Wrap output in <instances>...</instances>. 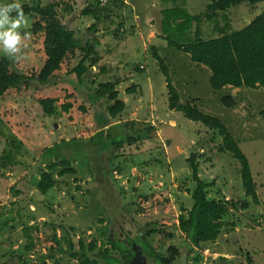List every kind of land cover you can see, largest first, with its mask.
Returning a JSON list of instances; mask_svg holds the SVG:
<instances>
[{"label": "rangeland", "instance_id": "rangeland-1", "mask_svg": "<svg viewBox=\"0 0 264 264\" xmlns=\"http://www.w3.org/2000/svg\"><path fill=\"white\" fill-rule=\"evenodd\" d=\"M50 2L58 4L60 20L77 39L95 44L99 62L85 85L71 72L79 61L77 52L48 85L29 80L0 95V156L10 148L20 149L15 152L17 165L0 169V264H79L71 254L94 260L99 250L110 247L109 238L122 234L143 235L165 258L172 247L179 248L173 264H264V88L215 91L209 68L160 39L168 22L164 10L179 6L199 15L212 0H0V5ZM89 9L95 15L83 17ZM233 9L227 16L234 31L260 15L264 3ZM37 19L35 14L24 16L19 31L26 38L21 53L13 54L18 58H10L0 46V58H10L14 73L30 77L45 64L44 35L32 32ZM219 23L224 25L221 19ZM214 27V21L201 24L203 40L220 36ZM195 31L196 24L190 38ZM153 46L166 60L181 103L191 101L199 111L220 119L237 141L248 158L259 205L241 209L239 203L247 200L241 166L219 151L222 138L169 109L166 80L153 59ZM106 82L116 84L125 104L109 125L111 136L125 141L122 146L91 141L102 130L99 111L113 102L104 98L98 107L87 90ZM224 96L232 97L233 108L225 106ZM45 97L59 98L55 114L43 111L39 100ZM67 103L72 108L66 113L62 105ZM129 137L135 141L128 142ZM12 141H17L13 147ZM191 154L197 156L201 179L214 182L209 198L237 205L226 218L237 227L225 228L216 242L192 250L179 220L193 206L195 183L187 162ZM60 160H69L76 174L56 176L58 185L40 193L36 184L41 174ZM148 231L153 233L148 236ZM94 239L96 250L90 252Z\"/></svg>", "mask_w": 264, "mask_h": 264}, {"label": "trees", "instance_id": "trees-1", "mask_svg": "<svg viewBox=\"0 0 264 264\" xmlns=\"http://www.w3.org/2000/svg\"><path fill=\"white\" fill-rule=\"evenodd\" d=\"M169 1V0H166ZM243 3L252 6L264 3V0H212L207 5L205 11L199 15H191L188 11H183L179 6L166 9L163 14L168 22L163 24L162 36L160 39L165 42L167 48H175L190 56V60L199 65L205 66L211 70L210 85L215 91H222L225 87L257 89L264 88V11L249 22L244 28L232 30L230 18L227 12L234 11ZM2 6V5H0ZM58 4L50 2L46 6L23 5L24 16L35 14L37 21L34 22L32 32L34 34H43V50L45 55V64L38 73L30 77L10 70L11 60L8 57L0 58V95L5 94L11 88H18L26 85L29 80L37 82L42 86L49 84L50 80L59 73L66 60L76 58L78 52L79 61L72 69L79 84L85 85V77L89 71L99 62L96 56L95 44L79 40L75 37L72 30L68 29L60 20L57 12ZM16 17V12L10 14ZM83 17L95 15L93 10H85L81 13ZM223 21L221 26L219 21ZM205 21L215 23L214 31L220 32V36L212 39L203 40L201 24ZM196 24L195 37L190 38L191 30ZM153 59L157 62L162 74L165 77L168 89L169 109L180 112L185 118L205 126L211 131H215L221 138L222 142L219 151L229 153L233 159L239 162L241 169V186L244 190L245 199L239 203L241 209L247 210L251 206L259 205V197L256 191V185L253 181L252 171L249 166L248 158L239 147L237 141L228 131L226 125L217 117H213L199 111L191 105V101L186 104L181 103V98L171 83V76L166 60L159 54L158 48L153 46ZM139 68V67H138ZM140 70V69H138ZM94 82H92L93 84ZM87 96L94 104H99L102 99L113 102L108 105L105 111L100 110V129L97 135L93 136L91 141L106 146H122L124 140H115L111 136L112 130L110 125L111 119L118 117L125 109V104L121 101L119 93L116 90V84L112 82L101 83L96 90L88 89ZM223 102L227 108H233L235 102L230 96H224ZM60 103L59 98L45 97L39 100L43 111L47 115L56 113V107ZM72 108L70 103L62 105L64 112H69ZM128 142H134V138H127ZM17 141H12L13 147ZM51 149V148H48ZM47 149V150H48ZM19 148L13 147L5 150L0 156V169H8L17 165L15 152ZM54 152V150H53ZM110 161V160H109ZM111 162V161H110ZM191 178L195 183V189L192 194L193 206L187 215L182 214L179 218L180 229L186 235L187 245L191 248H200L201 244L216 242L225 228L237 227L236 222H226V218L231 214V209L237 205L228 206L220 200L210 199L208 190L213 187L214 182H207L200 177V164L196 154H191L187 160ZM102 171H105L100 166ZM76 170L72 167L69 160H60L48 166V171L41 174L37 182V190L42 194H47L51 189L58 185L55 178L65 175H74ZM153 231H148L150 236ZM134 241L137 247L141 248L143 254L149 258L150 264H173L175 259L180 255L179 248L172 247L170 256L165 258L158 254L151 246L147 244L143 235L136 234ZM110 247L105 250H99L94 260L86 258L85 255L71 254L77 258L79 264H129L135 257L132 247L127 245L126 241L120 238H109ZM70 248L73 249V243L69 241ZM80 249H85L84 241L79 242ZM97 240L94 239L89 245L88 250H96ZM118 252L121 256L112 255L111 252ZM21 258H19L20 260ZM6 264H12L8 262Z\"/></svg>", "mask_w": 264, "mask_h": 264}, {"label": "clouds", "instance_id": "clouds-1", "mask_svg": "<svg viewBox=\"0 0 264 264\" xmlns=\"http://www.w3.org/2000/svg\"><path fill=\"white\" fill-rule=\"evenodd\" d=\"M15 11L16 17L10 14ZM24 23V12L19 3L0 6V46L4 53L10 58H18L14 53L20 54L22 51L23 41L26 37H22L19 29Z\"/></svg>", "mask_w": 264, "mask_h": 264}, {"label": "flooded vegetation", "instance_id": "flooded-vegetation-1", "mask_svg": "<svg viewBox=\"0 0 264 264\" xmlns=\"http://www.w3.org/2000/svg\"><path fill=\"white\" fill-rule=\"evenodd\" d=\"M126 238V239H125ZM120 239L122 240V241H126L127 242V245L128 246H130V247H132V249H134L135 250V252H137L138 250H140V252H137V253H139V254H141L142 256H145L146 258H147V260H148V262H149V258L145 255V254H143V251H142V249L141 248H139V247H137L135 244H137L136 242H133L134 241V239H135V237H133V236H131V235H129V236H124L123 234L120 236Z\"/></svg>", "mask_w": 264, "mask_h": 264}, {"label": "water", "instance_id": "water-1", "mask_svg": "<svg viewBox=\"0 0 264 264\" xmlns=\"http://www.w3.org/2000/svg\"><path fill=\"white\" fill-rule=\"evenodd\" d=\"M129 264H150L145 256L136 253L135 257L131 260Z\"/></svg>", "mask_w": 264, "mask_h": 264}]
</instances>
